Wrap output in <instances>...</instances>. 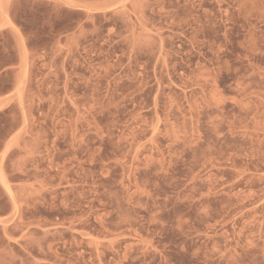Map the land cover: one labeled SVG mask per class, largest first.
<instances>
[{
  "label": "rangeland",
  "instance_id": "obj_1",
  "mask_svg": "<svg viewBox=\"0 0 264 264\" xmlns=\"http://www.w3.org/2000/svg\"><path fill=\"white\" fill-rule=\"evenodd\" d=\"M0 264H264V0H0Z\"/></svg>",
  "mask_w": 264,
  "mask_h": 264
}]
</instances>
